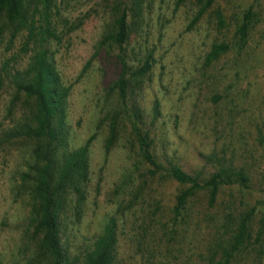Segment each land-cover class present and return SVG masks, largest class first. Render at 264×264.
<instances>
[{
    "label": "rangeland",
    "instance_id": "1",
    "mask_svg": "<svg viewBox=\"0 0 264 264\" xmlns=\"http://www.w3.org/2000/svg\"><path fill=\"white\" fill-rule=\"evenodd\" d=\"M54 1L61 20L55 25L57 38L40 45L61 83L70 88L66 100L69 146L90 141L89 183L76 227L75 250L96 236L104 217L116 215L117 264H216L228 241L226 228L233 226L225 220V212L254 207L248 243L230 264H264V0L216 1L229 23L226 41L243 11L251 8L254 17L244 48L224 55L211 69L214 77L206 82L197 74L213 32L205 22L184 31L190 12L175 8V0H149L144 22L132 31L125 46L124 56H129L131 66L147 54L154 62L133 103L148 127L156 161L171 160L185 173L205 177L214 170L205 156L222 151L226 163L241 168L248 178L247 189L223 187L210 208L201 196L189 200L183 223L175 226L170 240L163 236L162 226L171 216L178 187L159 177L162 172L142 186L137 198L112 197L131 163L126 142L129 123L120 111L113 120V144L106 153L103 148L108 117L118 111L115 98L106 96L117 73L114 56L118 52L115 47L98 45L111 29L112 0ZM0 34V264H25L32 243L24 230L28 206L18 175L25 171L33 143L7 138L20 122L24 105L14 100L10 112L8 106L12 78L23 74L36 49L25 44L29 40L7 32L1 19ZM92 56L96 57L83 71ZM215 93L222 100L212 105L209 98ZM154 100L159 104V117L152 122ZM139 167L134 185L145 172Z\"/></svg>",
    "mask_w": 264,
    "mask_h": 264
},
{
    "label": "trees",
    "instance_id": "2",
    "mask_svg": "<svg viewBox=\"0 0 264 264\" xmlns=\"http://www.w3.org/2000/svg\"><path fill=\"white\" fill-rule=\"evenodd\" d=\"M216 1L175 0L174 3L175 8L185 7L190 12L184 31L194 30L198 24L205 22L213 32L214 38L202 57L200 73L197 74L205 82L214 77L211 69L224 55L244 48L254 17L251 8L243 11L234 34L226 41L224 38L229 23L219 6L215 5ZM54 2L0 0V19L4 28L15 38L29 40L25 44L31 43L32 49H36L34 56L28 59L23 74L19 78L15 74L12 78V95L8 106L10 112L14 100H20L24 105L20 122L9 130L7 138H20L33 143L27 154L25 171L18 175L21 192L28 206L24 230L32 243L31 254L25 264H117L116 215L104 217L96 236L84 248L75 250L76 227L81 221L89 183L90 141L87 139L75 148L69 146L66 100L70 88L61 83L40 45L46 40L57 38L55 25L60 23V18ZM112 3L111 29L98 45L115 47L118 52L114 56L117 73L106 88V96L115 98L118 111L108 117L103 148L106 153L113 144V120L121 113L129 123L126 142L131 158L129 169L124 172L121 183L113 189L112 197L137 198L142 186L147 181H154L162 172L159 177L171 180L178 187L174 204L169 210L171 216L167 224L162 226L163 236L170 240L175 226L183 223L189 200L201 196L206 207L210 208L223 187L247 189L248 178L241 168L234 169L226 163L222 151L213 150L212 154L205 156V160L214 169L205 177L187 174L171 160L162 164L156 161L151 151L152 139L148 127L142 122L140 108L133 103V97L141 90L145 80L149 79L154 62L150 54H147L138 61L137 66H131L129 56H124L129 36L144 22L143 16L150 2L112 0ZM95 57H91L83 71ZM105 57L106 61L111 58ZM206 69H210L209 73ZM209 100L214 105L222 100V96L215 93ZM150 116L152 122L159 117V104L156 100L152 102ZM139 165L145 172L139 176V184L134 185L133 177L140 171ZM120 202H116L115 212ZM155 211L149 215L153 216ZM254 211L255 208L251 207L245 212H225V220L231 221L233 226L225 227L228 241L216 264H230L233 255L247 245L250 237L249 223Z\"/></svg>",
    "mask_w": 264,
    "mask_h": 264
}]
</instances>
